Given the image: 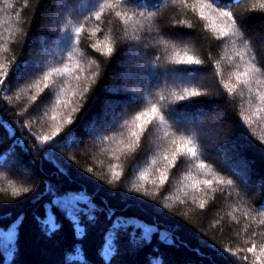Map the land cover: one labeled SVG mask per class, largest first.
I'll list each match as a JSON object with an SVG mask.
<instances>
[{
  "label": "trees",
  "instance_id": "trees-1",
  "mask_svg": "<svg viewBox=\"0 0 264 264\" xmlns=\"http://www.w3.org/2000/svg\"><path fill=\"white\" fill-rule=\"evenodd\" d=\"M0 264H264V0H0Z\"/></svg>",
  "mask_w": 264,
  "mask_h": 264
},
{
  "label": "rangeland",
  "instance_id": "rangeland-1",
  "mask_svg": "<svg viewBox=\"0 0 264 264\" xmlns=\"http://www.w3.org/2000/svg\"><path fill=\"white\" fill-rule=\"evenodd\" d=\"M55 18V17H54ZM57 17H56V19H55V22H53V25H55V23L57 22ZM217 25V24H216ZM42 53L43 54H46L48 51H49V49H47V47H45V46H43L42 47ZM129 52H130V54L128 55V56H126V59H125V62H124V67L126 68L127 67V64L128 63H131V61H134L137 57H136V54H135V52L133 51V48H131V49H129ZM30 66H32V65H30ZM35 66V65H34ZM32 68V67H31ZM33 69V68H32ZM124 76V75H123ZM131 78H132V76H130ZM182 77V79H184L185 77L184 76H181ZM123 79H125V78H123ZM129 79V78H128ZM125 81H126V79H125ZM105 115L107 116L108 114H111L112 112H113V110L115 109V105L114 104H112L111 102H109V101H107L106 103H105ZM105 115L103 116V118L105 117ZM218 130H221V128L219 127L218 128ZM212 147H214V145H212ZM218 151H219V149H218ZM20 164H21V166L19 167L21 170H22V172H24V175L26 174L27 175V169L25 168V166H24V164H22L21 162H20Z\"/></svg>",
  "mask_w": 264,
  "mask_h": 264
}]
</instances>
